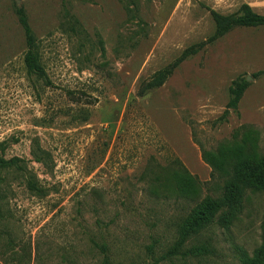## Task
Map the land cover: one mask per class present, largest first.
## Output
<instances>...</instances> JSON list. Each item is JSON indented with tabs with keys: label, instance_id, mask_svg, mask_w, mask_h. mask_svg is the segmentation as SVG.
I'll list each match as a JSON object with an SVG mask.
<instances>
[{
	"label": "rangeland",
	"instance_id": "1",
	"mask_svg": "<svg viewBox=\"0 0 264 264\" xmlns=\"http://www.w3.org/2000/svg\"><path fill=\"white\" fill-rule=\"evenodd\" d=\"M243 5L264 14V0H0V159L26 171L0 173V264H241L236 246L264 262V189H246L231 228L211 234L214 254L193 257L169 250L193 202L174 199L167 179L170 198H153L142 177L178 158L201 197L219 194L240 168L213 171L202 152L242 126L264 155V25L211 39L214 16ZM19 7L41 74L24 65Z\"/></svg>",
	"mask_w": 264,
	"mask_h": 264
},
{
	"label": "trees",
	"instance_id": "2",
	"mask_svg": "<svg viewBox=\"0 0 264 264\" xmlns=\"http://www.w3.org/2000/svg\"><path fill=\"white\" fill-rule=\"evenodd\" d=\"M16 12L28 45L24 52V65L29 72L41 74L43 69L39 63L37 52L32 48L34 38L24 10L19 7ZM214 20L215 32L211 39L235 26L264 25V14L256 13L247 5H243L239 15H215ZM196 50L197 48L193 46L185 49L181 57L173 62L172 65L158 71L154 78L140 87L139 95H142L150 88L161 85L177 62L181 58L196 52ZM246 86L247 82L240 81L230 88L232 97L228 101L226 108L233 107L237 103ZM224 113H226V110ZM257 133L258 131L253 127L242 126L236 130L232 141L221 142L214 149L202 152V159L213 171L227 173L230 164L240 168V172L234 174L225 189L216 195L205 194L201 197V188L198 182L178 158L167 162V175L164 174V169L166 168L156 167L153 162L146 164L142 177L147 183L148 193L151 197L170 198L164 192L159 191L161 187L162 189L164 188V180L167 179L175 187L174 199L193 202L192 206L179 218L176 224L177 237L169 250L177 252L182 250V254L193 257L214 254L215 247L212 235L219 229L228 231L231 228L233 220L241 211L245 190L264 189V155H261L258 151ZM41 159L38 161H43L46 158ZM12 166L16 170L26 173L25 168L18 165L16 159H0V173ZM2 183H4V180L0 174V218L3 216V199L5 197L2 192ZM26 183L30 190L42 193L36 180L29 177L26 178ZM235 251L241 264H264L263 261L250 259L246 251L240 246H236Z\"/></svg>",
	"mask_w": 264,
	"mask_h": 264
}]
</instances>
